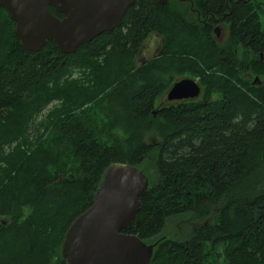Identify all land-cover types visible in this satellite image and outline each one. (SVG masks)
I'll list each match as a JSON object with an SVG mask.
<instances>
[{"label":"trees","instance_id":"obj_1","mask_svg":"<svg viewBox=\"0 0 264 264\" xmlns=\"http://www.w3.org/2000/svg\"><path fill=\"white\" fill-rule=\"evenodd\" d=\"M193 2L230 23L222 46L165 4L135 0L119 27L73 53L53 41L30 52L0 8V264H64V233L113 162L154 174L123 230L156 242L149 264H264V27L249 0ZM153 33L165 36V52L135 65ZM171 37L209 59L197 68L166 51ZM239 46L253 57L239 58ZM185 72L199 77L202 97L156 107ZM183 215L188 235L162 234L167 218Z\"/></svg>","mask_w":264,"mask_h":264},{"label":"water","instance_id":"obj_2","mask_svg":"<svg viewBox=\"0 0 264 264\" xmlns=\"http://www.w3.org/2000/svg\"><path fill=\"white\" fill-rule=\"evenodd\" d=\"M135 0H0L15 24L24 50L39 51L53 41L63 54L76 51L99 34L122 23ZM166 4L167 0H156ZM55 12L62 15H54ZM259 83L255 78L253 83ZM190 77L174 81L166 91L168 101L192 100L200 95ZM149 187L147 175L123 162L109 164L93 193L91 205L66 229L60 246L64 264H149L154 243L123 232L134 226L141 199ZM6 223L5 220H1Z\"/></svg>","mask_w":264,"mask_h":264},{"label":"rangeland","instance_id":"obj_3","mask_svg":"<svg viewBox=\"0 0 264 264\" xmlns=\"http://www.w3.org/2000/svg\"><path fill=\"white\" fill-rule=\"evenodd\" d=\"M193 3V7H195L194 2ZM250 3L255 7L256 11H258L259 16H260V21L262 24V27H264V0H250ZM168 8V12L169 13H177V16H186V12L188 13L190 11L189 9H186V6L183 5V8L181 9V5L178 4L177 7H173L174 4V0H169L166 4H165ZM173 10V12H171L170 10ZM185 11V12H183ZM184 18V17H183ZM223 26V25H222ZM223 30H222V34L220 37L215 38V42L217 44H222L227 38V29L228 26L225 25L223 26ZM174 23L172 21L169 22V26L167 27V29H165V35L167 34V31H171V36L173 37V32H174ZM169 29V30H168ZM171 39H167L168 40V44L169 46L167 47L166 51H178V52H182L181 55H187L189 56L188 59L192 62H195L194 65L197 66V68L199 67V65L202 67L203 64L202 62H204V59L206 60L207 58L209 59V56H207L206 54V49H204L200 44H197L200 47H197L196 44H185V45H180L178 46V43L175 42L174 44V40L172 41ZM188 38V37H187ZM165 36L162 35H158V34H151L149 37H147L140 49V53L139 55H137L134 58V63L135 65L140 64L143 60H147L150 58H154L157 55H159L160 53H162L163 51L165 52V47H164V42H165ZM189 40V39H188ZM226 42V41H225ZM191 50V51H190ZM240 51V48H239ZM239 58L245 57L243 56V54H238ZM184 58V57H183ZM76 76V75H75ZM240 76L242 78H246L251 84H257L259 85L261 83V81L263 80V77L261 75H255V74H251L249 71H245V72H240ZM183 77H190L193 78L200 86L201 88V92L200 95L198 97H196L194 100H199L202 97L203 91H204V86L200 83L199 81V77L190 73V72H185V73H181V74H176L173 77V82L177 81ZM258 78L259 83H253L255 81V78ZM182 101H168L166 99V91L162 94V96H160L156 102H155V106L156 107H160L163 105H170V104H176ZM53 104V103H52ZM47 106V108L43 111L46 112L51 105ZM146 139L148 141H153L155 140V136L153 134H149ZM149 181L150 183H152L155 179L154 174L152 172V170L149 171ZM187 216H172L166 219L165 221V226L164 229L162 231L163 235L169 236V237H173V238H179V239H183L185 235H188L191 232V225L188 224V220H187ZM154 240H151V242H153Z\"/></svg>","mask_w":264,"mask_h":264},{"label":"flooded vegetation","instance_id":"obj_4","mask_svg":"<svg viewBox=\"0 0 264 264\" xmlns=\"http://www.w3.org/2000/svg\"><path fill=\"white\" fill-rule=\"evenodd\" d=\"M168 1L169 0H167V2ZM192 1L193 0H174L175 6L173 5V7H177V5L180 4L181 9L183 8V5L186 6V9L190 8V11L188 13L186 12V16H183L184 18L182 17V19L185 21V23L192 24L195 27H203V26L208 27L210 29V36L213 40H215V38L221 36L222 30L224 28L223 26L227 25L228 26L227 38H228L230 23L223 20V15L222 14L221 15L220 14L214 15L213 13H210V12L201 11L199 7H193ZM249 2H250V0H249ZM0 8H2L3 10H5L7 12V10L4 7L0 6ZM170 11L173 12L172 9ZM183 12H185V11H183ZM174 13H176V12H174ZM14 28H15V24H14ZM226 39L224 38L225 41H226ZM225 41L222 44H218V45L222 46L225 43ZM239 48H240V51H239ZM234 51L237 55L239 53L243 54V56H245L247 59H251L253 57V53L250 49L244 51L243 47H241V46L236 48ZM139 53H140V51H139ZM139 53H138V55H139ZM259 55H260V57H263L264 52H260ZM179 101H183V100H179Z\"/></svg>","mask_w":264,"mask_h":264}]
</instances>
